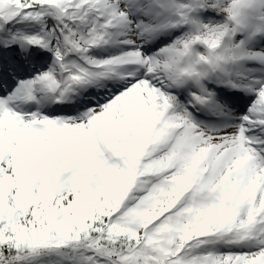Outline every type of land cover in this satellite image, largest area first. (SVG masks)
Masks as SVG:
<instances>
[{
  "label": "snow or ice",
  "instance_id": "obj_1",
  "mask_svg": "<svg viewBox=\"0 0 264 264\" xmlns=\"http://www.w3.org/2000/svg\"><path fill=\"white\" fill-rule=\"evenodd\" d=\"M0 264H264V0H0Z\"/></svg>",
  "mask_w": 264,
  "mask_h": 264
}]
</instances>
